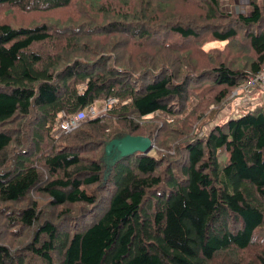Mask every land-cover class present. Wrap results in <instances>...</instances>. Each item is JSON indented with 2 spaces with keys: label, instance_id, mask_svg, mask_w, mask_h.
I'll return each mask as SVG.
<instances>
[{
  "label": "trees",
  "instance_id": "1",
  "mask_svg": "<svg viewBox=\"0 0 264 264\" xmlns=\"http://www.w3.org/2000/svg\"><path fill=\"white\" fill-rule=\"evenodd\" d=\"M139 1L0 0V264H264V111L216 122L264 66V1ZM128 137L152 153L106 151Z\"/></svg>",
  "mask_w": 264,
  "mask_h": 264
},
{
  "label": "rangeland",
  "instance_id": "2",
  "mask_svg": "<svg viewBox=\"0 0 264 264\" xmlns=\"http://www.w3.org/2000/svg\"><path fill=\"white\" fill-rule=\"evenodd\" d=\"M136 1H139V0H136ZM141 1L144 2L145 0H141ZM259 1L261 2L264 0H259ZM247 3H248V0H219L221 12L224 14H232V15L247 14L249 11ZM79 5L80 3H78V6ZM168 5H169L168 8L170 7V10L176 14L177 19H189L190 20V18L188 17L190 15L191 8H192V7L190 8V5H188L187 3L184 4V3H178V2H173ZM83 10H84V7H83ZM63 17H64L63 14L54 15L52 19L63 18ZM209 46L221 48L223 44L214 42V43H211V45ZM233 58H234V55L230 54L229 57H227V55H224L222 58H220V60L229 62L233 60ZM190 61L193 63V65L197 66V71H199L205 65L208 66L207 60L200 59L192 53H190ZM237 96L240 99L235 100L234 104L231 105V101H229V103H227L224 107L222 106L220 108H217L219 110L218 111L219 115L217 117L216 122H219V121L224 122L230 116H233L234 118L241 117L242 115L248 113L247 109H250L251 111H255L257 108H262L261 110L264 111V104H262L264 102V88H262L261 86H257L251 90L239 89ZM244 98H245V101H241ZM190 105L193 106L194 102H190ZM234 105H237L238 108H234V114H232L231 111L233 110ZM94 107L96 110H100L103 107V101H99L95 103ZM18 123L19 121H17V123L16 121H11V125L9 124L5 126V128L11 129L10 132H13V133L18 132L20 131V126L18 125ZM211 124L212 123L210 122L207 125V127L211 128L212 126ZM53 134L55 135V137H59L61 135L59 133V129L57 128V126L55 127ZM22 138L25 142L24 134ZM57 145L59 146L60 143H57L56 146ZM100 152L103 153V147H101ZM150 153H152V151ZM44 204L45 203H43V201L40 202L41 207H45ZM3 230L5 231V229ZM6 240L9 241L8 238H6ZM12 245L14 246V243H12Z\"/></svg>",
  "mask_w": 264,
  "mask_h": 264
},
{
  "label": "built area",
  "instance_id": "3",
  "mask_svg": "<svg viewBox=\"0 0 264 264\" xmlns=\"http://www.w3.org/2000/svg\"><path fill=\"white\" fill-rule=\"evenodd\" d=\"M257 86H261L262 88H264V66L261 68V70L257 75L248 78V80L246 81L244 86H242V88L244 90H251ZM115 104H116V100L114 98L107 99L103 102V107L101 111H105L111 108L112 106H114ZM99 113L100 110H96L94 105H92L86 108L85 110L80 111L74 115L66 116L59 127V132L69 133L75 130L80 125L82 120H84L85 117L92 118L97 116Z\"/></svg>",
  "mask_w": 264,
  "mask_h": 264
},
{
  "label": "water",
  "instance_id": "4",
  "mask_svg": "<svg viewBox=\"0 0 264 264\" xmlns=\"http://www.w3.org/2000/svg\"><path fill=\"white\" fill-rule=\"evenodd\" d=\"M113 145L122 156L135 153L148 154L154 148L152 142L146 137H128L120 143L112 141L106 147V151L111 150Z\"/></svg>",
  "mask_w": 264,
  "mask_h": 264
},
{
  "label": "clouds",
  "instance_id": "5",
  "mask_svg": "<svg viewBox=\"0 0 264 264\" xmlns=\"http://www.w3.org/2000/svg\"><path fill=\"white\" fill-rule=\"evenodd\" d=\"M239 89H243V88H239ZM243 90H244V89H243ZM237 95H238V90H235V91L233 92V94H232L233 103H234L235 100L240 99V98H238ZM104 101H105V100H104ZM104 101H103V102H104ZM96 103H97V102H96ZM236 108H238V107H236ZM101 109H102V108H101ZM101 109H100V113H99L97 116H100L101 114H103V113L106 112V110H105V111H101ZM109 109H110V108H109ZM84 110H85V109H84ZM107 110H108V109H107ZM82 111H83V110H82ZM97 116H95V117H97ZM95 117H92V118H95ZM87 118H89V117H85L84 120H82V122H84ZM64 119H65V118H64ZM89 119H91V118H89ZM82 122H81V123H82ZM81 123H80V124H81ZM79 126H80V125H79ZM79 126H78V127H79ZM78 127H77V128H78ZM77 128H76V129H77ZM71 132H72V131H71ZM59 133L62 134L61 132H59ZM69 133H70V132H69Z\"/></svg>",
  "mask_w": 264,
  "mask_h": 264
},
{
  "label": "crops",
  "instance_id": "6",
  "mask_svg": "<svg viewBox=\"0 0 264 264\" xmlns=\"http://www.w3.org/2000/svg\"><path fill=\"white\" fill-rule=\"evenodd\" d=\"M241 101H245V98L243 99V100H241ZM237 107V105L236 106H234V108H236ZM231 112H234V110H232Z\"/></svg>",
  "mask_w": 264,
  "mask_h": 264
},
{
  "label": "bare ground",
  "instance_id": "7",
  "mask_svg": "<svg viewBox=\"0 0 264 264\" xmlns=\"http://www.w3.org/2000/svg\"><path fill=\"white\" fill-rule=\"evenodd\" d=\"M61 125V124H60ZM60 125H59V127H60Z\"/></svg>",
  "mask_w": 264,
  "mask_h": 264
}]
</instances>
